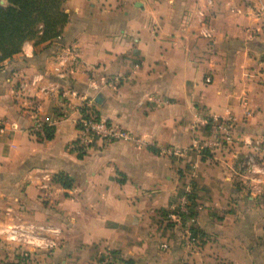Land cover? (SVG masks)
<instances>
[{"label": "crops", "instance_id": "0c3cea01", "mask_svg": "<svg viewBox=\"0 0 264 264\" xmlns=\"http://www.w3.org/2000/svg\"><path fill=\"white\" fill-rule=\"evenodd\" d=\"M207 1L66 0L59 39L26 41L0 65V225L61 230L58 247L25 259L0 241V264H106L112 251L117 264H264V16L248 0ZM92 100L134 138L95 137L80 158L77 108ZM229 114L241 141L204 151L209 118ZM38 123L54 138L37 139ZM252 139L263 142L256 172L236 159ZM184 195L191 246L167 217Z\"/></svg>", "mask_w": 264, "mask_h": 264}, {"label": "built area", "instance_id": "2783aa9c", "mask_svg": "<svg viewBox=\"0 0 264 264\" xmlns=\"http://www.w3.org/2000/svg\"><path fill=\"white\" fill-rule=\"evenodd\" d=\"M251 9L253 10L256 17L264 16V0H248ZM214 0H208V6H212ZM199 16L206 15V10L200 9ZM202 35L207 38L213 37V30L206 27L202 30ZM260 67L264 70V54L260 57ZM61 76V74H60ZM120 81V76H113L111 79L105 80V85L108 87H114L117 82ZM26 83L22 84L25 88ZM95 88H100L99 85L95 84ZM68 93L74 96L78 95V91L73 88H69L67 91H63V96H67ZM92 104H87L89 107ZM163 103H167V100H161ZM84 104L78 105L77 111L79 113L76 119V124L79 130V136L76 141L70 144L71 148L77 152V148H82L84 151L92 143L95 137H102L108 140L116 139H133V135L125 129L113 127L108 121L102 119L92 109H88L86 113H83L81 108ZM94 107V106H93ZM96 109V108H95ZM97 110V109H96ZM237 118L235 115H227L225 117H211L208 120L210 127L211 138L206 141L204 151L206 149H223L227 146H231L235 143H239L241 140L235 134V125ZM42 124H36L35 129H41ZM4 130V126L0 123V131ZM246 150L236 155L237 165L241 169H249L250 171L256 172L259 168V154L263 150V142L260 139L244 140ZM172 153H180L179 149H171ZM11 210L10 208L8 209ZM193 210L192 201L188 195L181 197L177 203L175 209L169 212L168 218L174 220L177 224L183 225L186 233V243L191 246L194 243V236L192 227L197 225V218L195 215L190 214ZM182 215H186V219H182ZM61 230L48 223L20 220L17 222H11L0 225V239L22 248L21 257L27 258L32 251L36 250H52L59 245ZM106 264H117L116 257L113 253L109 252L104 258Z\"/></svg>", "mask_w": 264, "mask_h": 264}, {"label": "trees", "instance_id": "16d2710c", "mask_svg": "<svg viewBox=\"0 0 264 264\" xmlns=\"http://www.w3.org/2000/svg\"><path fill=\"white\" fill-rule=\"evenodd\" d=\"M65 2L66 0H5V3H0V65L20 53L26 41L39 45L52 44L59 39L70 19L64 9ZM93 106L89 107L84 103L81 110L86 113L88 109H92L99 115ZM55 132V125L44 123L34 133L39 140H51ZM77 149L78 157L82 158L85 151ZM52 179L65 188L72 186V179L62 172L54 174ZM191 201L193 210L190 214L195 215L194 203L192 199ZM182 219L185 220L186 215H182ZM192 230L195 237L197 225Z\"/></svg>", "mask_w": 264, "mask_h": 264}, {"label": "rangeland", "instance_id": "374dc122", "mask_svg": "<svg viewBox=\"0 0 264 264\" xmlns=\"http://www.w3.org/2000/svg\"><path fill=\"white\" fill-rule=\"evenodd\" d=\"M0 241H2V242H5V241H3L2 239H0ZM5 244L8 246V245H11V244H9V243H7V242H5ZM4 244V245H5ZM11 246H13V245H11Z\"/></svg>", "mask_w": 264, "mask_h": 264}, {"label": "water", "instance_id": "95a60500", "mask_svg": "<svg viewBox=\"0 0 264 264\" xmlns=\"http://www.w3.org/2000/svg\"><path fill=\"white\" fill-rule=\"evenodd\" d=\"M96 102H99L100 101V96H98L96 99H95Z\"/></svg>", "mask_w": 264, "mask_h": 264}]
</instances>
